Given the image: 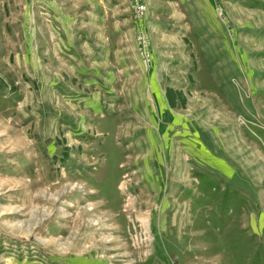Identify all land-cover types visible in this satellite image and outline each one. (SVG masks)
I'll list each match as a JSON object with an SVG mask.
<instances>
[{
	"label": "rangeland",
	"instance_id": "1",
	"mask_svg": "<svg viewBox=\"0 0 264 264\" xmlns=\"http://www.w3.org/2000/svg\"><path fill=\"white\" fill-rule=\"evenodd\" d=\"M0 264H264V0H0Z\"/></svg>",
	"mask_w": 264,
	"mask_h": 264
},
{
	"label": "built area",
	"instance_id": "2",
	"mask_svg": "<svg viewBox=\"0 0 264 264\" xmlns=\"http://www.w3.org/2000/svg\"><path fill=\"white\" fill-rule=\"evenodd\" d=\"M140 8H142V6Z\"/></svg>",
	"mask_w": 264,
	"mask_h": 264
}]
</instances>
